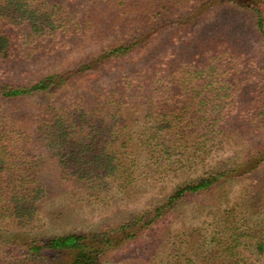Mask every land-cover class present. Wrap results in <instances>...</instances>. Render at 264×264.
Listing matches in <instances>:
<instances>
[{
    "label": "trees",
    "instance_id": "trees-1",
    "mask_svg": "<svg viewBox=\"0 0 264 264\" xmlns=\"http://www.w3.org/2000/svg\"><path fill=\"white\" fill-rule=\"evenodd\" d=\"M162 2H147L152 8L150 17L153 19L146 17L143 23L141 21L142 27L136 29V34L133 32V35L127 36L120 32L121 37H114L111 45L99 47L88 57L79 60L72 69L38 79L32 78L31 74L35 70L31 74L22 72L18 77H0V102L21 105L27 99H33L43 101L41 105H47L44 109H37L35 121L31 122L22 115L10 121L11 125L7 128L0 122V225L5 221L16 226L30 222L43 198L47 197L39 178L35 176L45 156L57 165L63 183L85 193H106L113 188L124 190L134 177H131V168L134 166L137 169L143 164H146L144 168H149L155 174L160 170H186L200 163L201 172L176 185L152 209L95 233L73 231L48 239L40 238L39 235L31 237V233L25 235L27 238L8 237L4 245L9 250L4 258L5 264H104L107 252L117 251L142 237L151 226L171 217L177 205L199 195L210 194L226 183L253 176L264 163V146L259 147L256 155L245 154V159L240 161H237L239 159L235 153L212 166L205 163L207 142L214 141L216 134H222L217 123L221 121L223 124L224 113L235 115L237 120L251 113L253 117L256 115V126H264V83H252L253 89L245 96V111L228 107L230 103L226 107H218L224 103L223 98L225 101L228 98L237 99L224 89L216 97L209 90L198 98L197 95L202 93L195 87V79L188 82V87L183 86L182 94L170 96L168 106L158 108L157 103L149 100L156 91H162L170 85L169 81H162L163 85L161 83L153 92L148 83L151 76L160 78V70L155 69L150 74V69L139 65L141 57L153 53L162 43V22L154 24L159 21L160 10L166 9L168 0ZM202 2H191L187 16L191 21L189 24L215 5L230 3L241 9L245 7V14L254 19L255 28L261 35L260 43L264 46L260 12L251 9L250 5L242 7L235 0H210L208 5ZM131 6V0L125 3L116 0H0V64L33 62L34 54L40 50L32 47L34 39L44 36L52 40L60 29L67 35L74 34L82 38L87 36L90 26L93 31L96 30L95 26L110 28L115 25L120 28L121 23L130 22L128 17H118L117 14L121 13L120 8L130 9ZM214 40L212 37L209 39V47L204 51L206 54L213 50L211 44ZM199 50L202 49H195V56ZM136 54H140V58L135 57ZM213 60L215 57L208 59L207 67ZM130 61H133L131 65ZM108 67L110 71L114 70L118 78L114 88L105 95L92 97L91 89L83 87L79 89L82 98L75 113L66 114L62 107L56 105L58 96L76 90L78 80L101 77V74H106ZM190 73L185 75L189 76ZM205 74L207 77L204 79L212 76V73ZM131 79L137 81L136 86ZM175 82L178 84L179 81L175 79ZM224 85L230 83L225 82ZM127 91L135 94V106L128 107L125 102ZM107 99L110 100L105 101ZM216 106L220 111L215 110ZM133 108H141L142 117L151 118V121L142 128L138 127L140 133L130 135V120L126 116H132L129 110ZM124 111L125 117L122 115ZM73 123L76 125L73 126ZM81 125H85L84 128L77 131ZM242 126L244 124L239 123L232 131L241 130ZM131 136L135 141L132 143L134 146L122 148L132 141ZM83 141L86 142L85 148H91L94 152L99 145H103V153L91 158L78 157L81 150L79 145ZM116 144L120 145L114 149ZM67 147L71 149L64 156L62 150ZM119 150L126 155L124 159L114 158ZM131 155L134 157L130 158ZM257 202V198L245 201V219L234 220L231 217L233 210L226 209L211 215V226L199 228L200 233H195L192 228L186 234H179L177 237H191L193 244L184 247L187 239L171 243L158 264H264V221L260 219L264 216Z\"/></svg>",
    "mask_w": 264,
    "mask_h": 264
},
{
    "label": "rangeland",
    "instance_id": "rangeland-1",
    "mask_svg": "<svg viewBox=\"0 0 264 264\" xmlns=\"http://www.w3.org/2000/svg\"><path fill=\"white\" fill-rule=\"evenodd\" d=\"M129 1L116 0V2L123 3ZM151 1L153 3L154 0H131L130 9L120 8L121 13L117 14L118 17H128L130 22L121 24L118 22L121 30L114 25L110 28H106V26L97 28L95 26L96 30L93 31L94 29L90 26L89 32H86L87 36L81 38L74 34L67 35V32L65 33L60 29L54 34L52 40L47 37L43 38L44 36L34 39L35 44L32 47L40 48L34 54L35 60L31 63L0 64V77H18L22 72L28 71L30 73L35 70L34 74H30L33 79H38L44 75L72 69L79 63V60L88 57L99 47L111 45L114 37H121L120 32L126 33L127 36L133 32L136 34V29L142 27L141 21L143 23L146 17L153 19L150 17L152 8L149 6L150 3H147ZM162 1L164 2V0ZM193 1L196 0H168L166 9L160 10L161 16L157 18L159 21L154 22L155 25L160 21L162 22L160 32L163 36L162 43L153 53L141 57L139 65L144 66L147 70L150 69V74L155 69L160 70V78L151 76V81L148 83L153 92L161 86L162 81H169L170 85L162 91H156L149 100L157 103L158 108L168 106V98L182 94L183 88L188 87V82L195 79V87L202 93L197 95L198 98H201L209 90L212 91L210 94L216 97L217 94L223 93L222 89H224L223 91H227V94L232 93L237 99L228 98L225 101L223 98L224 103L218 107H226V104L230 103L228 107L245 111V96L253 89L252 83H264V46L260 43L261 35L255 28L254 19L245 14V7L241 9L226 3L215 5L211 9L208 8L203 16L196 18L189 24L191 21L187 16ZM202 1V4H207L210 0ZM235 1L242 7L243 5H250L251 9L261 13L264 31V0ZM96 34L99 36L91 37V35ZM211 37L215 39L211 44L214 48L211 53L206 54L204 51L205 48L209 47ZM126 40L128 39L126 38ZM49 41L51 42L50 46H48ZM47 47L50 51H46ZM196 48H201L203 53L202 50H199L198 55L195 56ZM140 56V54H136L135 57L140 58ZM210 57H215V60L210 62V66L207 67ZM131 63L133 61L129 62L130 65ZM109 69L110 67L106 69L105 75L101 74V77L85 78L84 81L78 80L75 84L76 90H71L68 95L58 96L56 105L62 107L66 114L68 112L75 113L82 98L79 89L83 87L91 89L90 95L92 97L105 95L114 88L115 80L118 78L114 70L110 71ZM189 71H191L189 76L185 75ZM194 73H198V75L194 76ZM205 73H212L211 78L204 79L207 77ZM164 76L167 78H162ZM175 79L179 81L178 84H176ZM131 81L134 85L137 83L133 79ZM225 82L230 83V85H224ZM216 89H219L220 93ZM134 95L133 91H127L125 102L128 107L135 106L137 100L134 99ZM108 100L110 99L105 101ZM42 102L33 99H27L21 105L0 102V122L7 128L8 125H11L10 121L13 122V119L20 118L22 115L31 122L35 121L37 109H44L47 106L41 105ZM218 107L216 106L215 110L220 111ZM133 109L129 110L131 117L125 115L126 111L122 112L124 117H129L130 135L140 133L138 127L142 128L146 122L151 121V118L142 117L141 108ZM199 109L202 110L203 108L200 107ZM246 117L243 116L242 120H237L235 115L224 113L223 124L221 121L217 123L221 127L222 134H216L214 141L207 142L209 145L207 146L205 163L208 166L233 156L235 153L238 155L239 160L237 161L243 160L245 154L254 155L259 147L264 146V126H256V115L253 117L250 113ZM239 123H243L244 127L242 126L241 130L232 131L236 129L235 125L239 126ZM72 125L75 126L76 123ZM84 126L81 125L77 131ZM8 129L11 130V128ZM133 140L134 138L122 148L129 145L134 146L132 143L135 141ZM85 144L86 142L83 141L79 145L81 150L78 152V157L91 158L93 155L103 153V145L97 147V150H100L98 153L97 150L94 152L91 148H85ZM119 145L116 144L113 148L117 149ZM70 149L67 147L62 150L63 155L65 156V153ZM125 157L126 155L120 151L114 158L124 159ZM133 157V155L130 156V158ZM145 165L138 166L137 169H134V166L131 168V177H134L124 190L113 188L106 193H92L91 191L85 193L79 188L74 190L68 187V184L63 183L59 178L57 165L50 158L43 157L35 176L39 178V183L46 191L47 197L43 198L30 222H23L20 226L8 221L1 223L0 264H5L4 258L9 252L4 247L6 241L9 240L8 237L27 238L25 235L31 233V237L39 235L40 238L48 239L73 231L95 233L99 229L103 230L115 226L120 221L129 220L133 215L152 209L158 200L167 196L176 185L199 174L202 167L198 163L186 170L184 168L180 171L172 169L162 172L160 170L153 174L149 168H144ZM256 172L257 174L253 176L226 183L210 194L199 195L177 205L176 212L172 213L171 217L164 218L158 225L151 226L143 233L142 237L122 246L117 251L107 252L104 264H158L159 258H164V254L170 249L171 243L175 244L187 239L184 235L177 237L179 234H186V231L192 228L195 233H200L199 228H209L211 215L232 209L231 217L234 220L245 219V201L247 199H259L257 205L261 206L260 211L264 216V163ZM0 176H2L1 172ZM260 219L264 221V218L261 217ZM234 220L232 219V221ZM194 236L192 235V237ZM114 237L117 236L114 235ZM192 244L190 237L183 246L187 248ZM8 264H12V262Z\"/></svg>",
    "mask_w": 264,
    "mask_h": 264
}]
</instances>
